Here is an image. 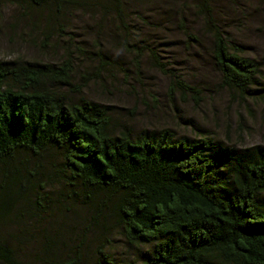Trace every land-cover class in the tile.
Returning a JSON list of instances; mask_svg holds the SVG:
<instances>
[{
    "label": "trees",
    "instance_id": "1",
    "mask_svg": "<svg viewBox=\"0 0 264 264\" xmlns=\"http://www.w3.org/2000/svg\"><path fill=\"white\" fill-rule=\"evenodd\" d=\"M98 1L6 0L27 15L41 14L44 48L55 31L64 32L72 12L92 13ZM131 1L107 0L104 8L121 20ZM197 9L211 37L221 88L238 102L255 98L262 85L260 63L225 39L208 0ZM81 53L86 51L69 38L55 63L0 61L2 202L11 205L5 196L10 190H26L24 177L36 180L34 195L61 182L69 186L68 198L89 208V222L112 221L130 246L146 247L138 259L122 264H264V145L236 150L219 146L208 135L177 137L168 128L137 135L127 127L115 130L109 107L70 97L98 78L97 69L75 78V56ZM91 55L99 66L108 65L102 49ZM152 57L156 59L154 51ZM168 89L172 97L179 93L199 100V91L177 77ZM46 151L60 159L52 174L36 178V171H26L25 176L23 164L16 166L19 154L39 157ZM0 264L120 263L103 248L93 263L78 253L28 263L0 239Z\"/></svg>",
    "mask_w": 264,
    "mask_h": 264
},
{
    "label": "rangeland",
    "instance_id": "2",
    "mask_svg": "<svg viewBox=\"0 0 264 264\" xmlns=\"http://www.w3.org/2000/svg\"><path fill=\"white\" fill-rule=\"evenodd\" d=\"M0 1V61L55 63L70 38L86 51L75 56V78L85 71L98 73L70 97L109 107L115 130L127 127L137 135L144 129L168 128L177 137L208 135L219 146L236 150L264 145V4L260 0H208L213 21L225 39L239 45L243 56L260 63L262 85L255 98L244 102L232 100L220 86L211 37L197 9L201 0H141L140 4L132 0L121 20L114 12L107 13V0H99L92 13L72 12L63 23L64 32L55 31L48 48L42 46L45 21L40 13L27 15ZM97 49L107 55L108 65L99 66L91 55ZM174 77L194 86L199 100L179 93L172 97L168 86ZM59 162L57 154L46 151L39 157L19 154L16 166L20 169L23 164L20 170L25 176L26 171H36V178H43ZM3 173L0 164V215L8 217L0 219V239L25 262L78 253L93 263L96 251L103 248L122 264L145 251L146 247L130 246L112 221L89 222V208L68 198L69 186L61 182H51L49 189L34 195L31 184L36 180L24 177L26 190H10L5 196L11 197V205H5Z\"/></svg>",
    "mask_w": 264,
    "mask_h": 264
}]
</instances>
